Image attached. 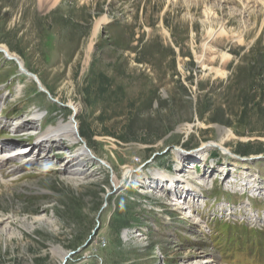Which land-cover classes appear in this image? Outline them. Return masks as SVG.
I'll use <instances>...</instances> for the list:
<instances>
[{
	"label": "rangeland",
	"instance_id": "374dc122",
	"mask_svg": "<svg viewBox=\"0 0 264 264\" xmlns=\"http://www.w3.org/2000/svg\"><path fill=\"white\" fill-rule=\"evenodd\" d=\"M247 6L0 0V47L35 76L0 52V264H264V4ZM70 104L94 160L35 147Z\"/></svg>",
	"mask_w": 264,
	"mask_h": 264
},
{
	"label": "bare ground",
	"instance_id": "6f19581e",
	"mask_svg": "<svg viewBox=\"0 0 264 264\" xmlns=\"http://www.w3.org/2000/svg\"><path fill=\"white\" fill-rule=\"evenodd\" d=\"M41 1H44V0H41ZM240 1H243L244 4L248 5L247 9H251L255 5V3H257V2L258 3L261 2L262 4H264V0H240ZM249 4H252V5L249 6ZM101 24H103V20L99 21L97 27L99 28V26ZM220 33L221 34L226 33V31L222 28V31L219 32V33L210 32V38L214 39ZM0 50H1L0 52L3 53V55L5 56L6 59L17 61L18 64L20 65L21 72L25 73L24 64L17 56L12 54L9 51V49L6 46H4V45H2L0 47ZM230 57L231 56L226 54V53L223 55L224 59H228ZM203 60H204V57H202V59H200L199 63L203 64ZM27 75H29V74H27ZM29 76L31 77V75H29ZM33 78H35V77H33ZM36 80H39V79L36 78ZM70 107L72 108L74 114L69 118V120L66 121V122H59L56 125H50L44 132H42L39 135V141L37 140L38 142H37V145L35 147L39 148V150H43V146H46L45 144H47L50 148H54V147H56L58 145H62L63 146L65 140L68 139L69 142L71 141L73 143L72 145H78L79 146L76 149V151L74 152V154L72 155V161L73 160L87 161L88 159L94 160L93 159V157H94L93 153L90 152L86 142L80 137L79 126H78V124L76 122V117H75L76 116L75 114L79 112L80 108L76 104H70ZM34 116H37V114L36 115L34 114ZM32 125L33 124H30L28 126L32 127ZM215 147H217L215 143H208V144L203 145L198 150V157L201 160H206L207 157H208L209 151L211 149L215 148ZM42 152H44V151H42ZM29 153H31V152L19 151V152H16L15 155L13 154L14 156H11V157L22 156V155L29 154ZM180 155H182V154H180ZM180 155H178L179 156L178 158L181 161V159L184 156L183 155L180 156ZM99 161L101 162V164L103 166H107L106 162H104L103 160H99ZM4 163H5L4 162V158L0 157V166L3 165ZM181 166H182V163H181ZM181 169L182 168L179 167V170H181ZM131 173H132V171H127L125 176H124V179L125 178L127 179L131 175ZM164 177H165L164 175L161 176L162 179ZM170 183L173 184V181L171 180ZM184 183H186L185 185L188 187V189H187L188 192L186 193V194H188L187 196H193L194 194H196L195 192L200 187L205 185V184L200 185L201 184L200 183L198 186H195L193 183H191V182L189 183L188 181H184ZM120 188L121 187H119V189ZM190 198L192 199V197H190ZM180 209H182L183 212L185 213V217L184 218H189L190 217L191 220L195 218L194 217V213H192L191 206H189V205H188V207H187V205H186V207L185 206H181ZM205 227L206 226L202 225V228H203L202 230H205ZM53 254L58 256V257H61L62 260L65 259L66 255H67L65 252H63V250H61L59 248H55L53 250ZM214 262H215L214 260L207 259V261L201 262L199 264H213Z\"/></svg>",
	"mask_w": 264,
	"mask_h": 264
},
{
	"label": "water",
	"instance_id": "95a60500",
	"mask_svg": "<svg viewBox=\"0 0 264 264\" xmlns=\"http://www.w3.org/2000/svg\"><path fill=\"white\" fill-rule=\"evenodd\" d=\"M0 51H1V50H0ZM26 73L29 74V75H31V76H33V77H35L34 75H32L31 73H29V72H27V71H26ZM39 88H40V90H43V87L41 86L40 83H39Z\"/></svg>",
	"mask_w": 264,
	"mask_h": 264
},
{
	"label": "trees",
	"instance_id": "16d2710c",
	"mask_svg": "<svg viewBox=\"0 0 264 264\" xmlns=\"http://www.w3.org/2000/svg\"><path fill=\"white\" fill-rule=\"evenodd\" d=\"M243 157V156H242ZM125 219H122L120 222H123Z\"/></svg>",
	"mask_w": 264,
	"mask_h": 264
}]
</instances>
